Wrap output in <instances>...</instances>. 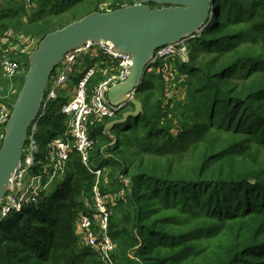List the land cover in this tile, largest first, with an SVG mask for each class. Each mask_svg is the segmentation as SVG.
<instances>
[{"label":"trees","instance_id":"trees-1","mask_svg":"<svg viewBox=\"0 0 264 264\" xmlns=\"http://www.w3.org/2000/svg\"><path fill=\"white\" fill-rule=\"evenodd\" d=\"M85 2L93 6L89 14L105 13L99 10L106 2L108 11L133 4L33 0L30 14L22 3L4 1L0 60L4 54L20 58L26 71L28 53L57 30L50 20ZM196 35L187 43L185 61L173 57V66L167 60L146 72L135 94L143 112L110 132L115 141L103 131L122 112L90 130V161L110 170V180L120 174L129 181L109 220L115 264H264V0H214L213 14ZM20 37L38 42L25 53ZM164 68L176 81L187 76L180 84L187 88L183 102L163 103ZM24 74L0 76V103L15 101ZM100 80L97 73L88 88ZM59 105L50 106L40 126L42 154L65 131ZM93 183L79 157L70 154L55 190L0 224V264H100L75 231Z\"/></svg>","mask_w":264,"mask_h":264},{"label":"built area","instance_id":"built-area-1","mask_svg":"<svg viewBox=\"0 0 264 264\" xmlns=\"http://www.w3.org/2000/svg\"><path fill=\"white\" fill-rule=\"evenodd\" d=\"M4 1L20 2L26 10H30L34 5L33 0H0V4ZM196 37L195 34L179 44H169L157 49L151 59V67L173 57L185 61L188 49L186 45ZM92 54L101 57L102 66L88 67L78 72L75 83V67L83 57ZM130 64L129 55L103 42L86 43L64 57L50 78L40 109L29 127L21 164L0 206V224L11 216L21 214L24 208L37 204L55 190L66 177L70 154L75 153L81 165L95 180L91 192V208L87 212L79 213L76 219V236L81 245L97 255L100 264H115L113 253L116 245L109 236V220L113 210L108 197L102 194L100 189V182L106 180L108 171L91 165L90 150L93 141L89 133L98 122L114 119L119 113L118 108L108 102L107 92L111 86L126 80L130 74ZM22 69V65L15 60L0 62L1 74L8 80L19 76L23 72ZM106 69L110 70L109 74ZM97 73L102 75V80L88 88L89 81ZM162 74L167 86L169 82H166V78L171 73L164 68ZM71 80L74 82V89L69 91L67 86ZM64 91L67 92L66 95L63 94ZM57 101L60 102L58 115L64 120L67 134L50 139L42 154L38 141L40 126L50 106ZM10 114V105L0 103V147Z\"/></svg>","mask_w":264,"mask_h":264},{"label":"water","instance_id":"water-1","mask_svg":"<svg viewBox=\"0 0 264 264\" xmlns=\"http://www.w3.org/2000/svg\"><path fill=\"white\" fill-rule=\"evenodd\" d=\"M133 4L105 13L93 12L44 36L28 55V69L5 126L0 147V206L19 168L28 130L40 109L47 84L64 57L86 43H109L130 56V74L107 92L110 105L121 116L104 127L103 134L138 118L142 103L135 97L151 67L154 52L179 44L203 31L213 14L214 0H132ZM155 5L156 7H151ZM132 110L126 111L129 106Z\"/></svg>","mask_w":264,"mask_h":264},{"label":"rangeland","instance_id":"rangeland-1","mask_svg":"<svg viewBox=\"0 0 264 264\" xmlns=\"http://www.w3.org/2000/svg\"><path fill=\"white\" fill-rule=\"evenodd\" d=\"M86 1V0H84ZM92 2V1H90ZM109 5H110V2H106V3H103L100 5V12L102 11H108L109 10ZM93 6L92 5H87V3L85 2L84 4H82V6H80L79 8H74V9H70V11H64L63 13L61 14H58L56 16H54L51 20H50V28H53L54 29H60L61 26L67 24V23H70L71 21L75 20H79L81 18H83L84 16H86L87 14H89V10L92 8ZM35 10H33V8L30 9V11H27V13H33L34 14ZM74 15V17H73ZM193 40V38L191 39ZM19 42H20V45L24 46L26 50L25 53H28L29 50L35 46V44L38 42V39H28L26 37H20L19 38ZM10 46H16V44H10ZM186 46H189L188 44ZM187 48V47H186ZM188 53H189V49H186V54H185V60H186V56H188ZM30 54V53H28ZM13 55L17 56L16 54L13 53ZM26 55V54H25ZM4 60H14V59H11L10 57H7L5 54L3 56V58H1L0 62L4 61ZM17 61L20 62L21 59L20 58H17ZM85 64L83 66H80L78 67V65L75 67V70H74V75L76 74V71L77 70H82L83 67H91V63H90V60L88 58L85 59ZM100 62H102V59L100 58L99 59V62H97L95 65H99ZM173 62L174 60H168L166 62L167 66L170 67V66H173ZM88 65V66H87ZM94 65V64H93ZM111 69V68H109ZM109 69H106L107 70V74H109L110 70ZM23 72L21 74H23L25 72H27V70L25 71V68L22 69ZM0 74H1V70H0ZM24 74V75H25ZM3 79H5V77L1 74L0 75ZM186 77L187 76H181L179 78H181L180 80H177L176 81V74L174 73H171L170 76H167L166 78V82H169L168 85L166 86V89L164 90V99H163V103L166 105V103H169L170 101L171 102H176L177 100L179 101H182L183 102V99L185 98V91L187 90V88L185 86H181V82L186 80ZM178 78V79H179ZM4 81V80H3ZM3 81L0 79V84L3 83ZM21 82V79L19 80V83ZM74 82L76 83L77 82V79L74 80ZM74 82L73 80L70 81V83L68 84L67 86V89L69 91H72L74 89ZM15 84V83H14ZM15 87L12 88V90L14 89ZM66 91H64V95H66ZM149 95L145 92L143 97H148ZM150 102L154 103L155 100L152 99ZM112 121V120H111ZM131 121V120H130ZM127 125V124H126ZM125 126V125H124ZM63 134H67L66 133V129L65 131L63 132ZM92 166L94 167H97L99 166V161H96V162H92L91 163ZM68 168V166H67ZM110 170L109 172L106 174V180L105 181H101L100 182V188L106 190L104 192V194L108 197V200H109V205L112 207V210H114L117 202L119 200H123L124 199V196L126 194V190L127 188L129 187V181H128V178L118 174L116 177H117V181L113 179L110 180ZM118 184H117V183ZM94 183H95V180H94ZM94 183H93V186H94ZM92 186V187H93ZM52 192V191H51ZM50 192V193H51ZM91 192H92V189H91ZM49 193V194H50ZM85 208L87 210H89L91 208V197L88 199V201L85 203ZM23 212V211H22ZM83 212V211H82ZM20 214V213H19ZM79 214V213H78ZM15 216H18V215H15ZM78 217V216H77ZM76 217V219H77ZM5 221H3L2 223H4ZM76 222V221H75ZM204 244V243H202ZM116 245V244H115ZM84 246V245H82ZM85 247V246H84Z\"/></svg>","mask_w":264,"mask_h":264},{"label":"crops","instance_id":"crops-1","mask_svg":"<svg viewBox=\"0 0 264 264\" xmlns=\"http://www.w3.org/2000/svg\"><path fill=\"white\" fill-rule=\"evenodd\" d=\"M86 58H88L89 60H90V63L92 64L91 65V67H98V66H102V63L100 62V64L99 65H95L97 62H99V59L101 58L100 56H98V55H96V54H92V55H90V56H85V57H83V59L81 60V62H80V64L78 65V67H80V66H83L84 64H85V59ZM94 64V65H93ZM88 66V65H87ZM86 68H88V67H83L82 68V70H77L76 71V74L78 73V72H81V71H83V70H85ZM76 74L75 75H73V76H75V79H76Z\"/></svg>","mask_w":264,"mask_h":264}]
</instances>
